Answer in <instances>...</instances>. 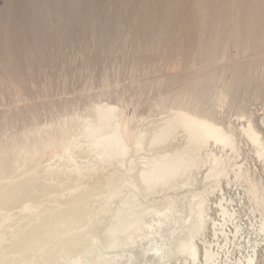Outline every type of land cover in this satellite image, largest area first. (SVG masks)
<instances>
[{
    "label": "rangeland",
    "instance_id": "obj_1",
    "mask_svg": "<svg viewBox=\"0 0 264 264\" xmlns=\"http://www.w3.org/2000/svg\"><path fill=\"white\" fill-rule=\"evenodd\" d=\"M208 1L0 0V138L9 133H18L32 125L43 126L50 121L60 122L71 114L86 116L93 106L104 104L116 106L121 112L122 119L134 116L131 122L134 127L152 131L178 107L185 108L189 105L190 93L195 83L200 80L207 81L200 89L196 86L197 101L205 108V115L233 134L236 139V152L222 149L216 144H211L201 151L203 156L212 151L225 160L227 175L220 177L219 187L214 186L212 180H203L207 167V164H204L194 171L191 185L165 192L178 195L180 205L181 201L190 198L189 191L205 196L208 214L205 227L193 237V241L199 247L201 258L205 246L210 245L214 252L219 253L217 260L210 264H246L249 256L253 258L250 264H264V209L251 201L247 183L235 177L237 166H240L248 173L249 178L256 182L257 189L264 198V155L258 156L255 146L242 131L247 120H251L264 145V37L263 41L255 46V43L248 39L260 38L256 32L250 31L252 35L246 34L242 21H225L228 15L240 14L249 18L259 14L264 16V0H218L216 2L218 7L211 5L212 9H216L212 15L210 10L208 14L203 12L205 4H209ZM247 6L252 8L247 10ZM151 14H158L161 18H158L157 22H152ZM220 93H224L225 97L218 101ZM181 134L178 132L175 138L166 143L167 145L154 148L146 146L147 150L131 153L128 157L130 160L143 161L144 155L157 154L166 148L167 151L172 147L181 148L184 143ZM78 148L75 149L79 150L78 153L82 156L77 157L81 160L76 159L82 161V165L77 163L80 169L76 168L72 159L61 161L58 165L65 166L69 163L71 169L79 171L82 169L81 172L86 169L85 165L89 169L90 163L84 162L86 160L89 162V155ZM114 167L115 165H109L103 170L102 175L111 174ZM28 169L23 168L22 173L21 170L18 171L23 178L21 174L17 175L19 178L15 177L17 172L12 174V179L15 178L13 179L15 187L12 186L13 188L10 187L11 190H8L10 192L13 190L11 192L13 194L9 195L8 190L9 193L0 194L4 196L3 199L0 196L1 203L4 202L2 205L0 203V210L11 212L22 208L23 204H28L30 199L32 200L30 203L44 200V196H48V191L49 194H58V198L63 197L62 202H66L67 209L64 210V207L66 208L64 203L63 206L54 203L56 206L45 205L42 209H23L11 218L0 216V264H18L16 262L18 260L19 264H26V261L27 264H88L89 260L84 259L87 257V250L93 247V242V245L96 244L92 234L102 237L101 228L106 223L111 225L112 222L109 221L117 211H113V207L117 209V204L119 205L117 195H121L118 189L112 187V184L109 186L113 189L106 187L105 179L109 176H100L93 169L88 170L86 176L91 175L89 179L86 176L85 178L86 182H93L95 186L92 185L83 191L78 189V192L70 189L66 191L57 184L60 181L58 176H67L68 180L74 178L69 172L61 174L56 170L46 171L47 167L44 166V172L36 171L29 175L26 173L29 172ZM91 170L98 175L91 174ZM85 171L83 173L87 172ZM92 175L99 181L96 182ZM21 178L24 181H21ZM16 180L20 184L17 185ZM27 180L31 181V188L28 187L30 185ZM23 182L27 185L21 186ZM99 182L103 184H98ZM33 183L37 186L35 184V187ZM96 187L102 189V192ZM22 190L27 196H23ZM79 191L84 192L85 194L82 193L84 196H81ZM92 191L99 196L93 194L95 200L89 198ZM110 191L117 198L113 199L114 195L111 194L110 200L107 195ZM88 193L89 197L86 196ZM99 193H104L103 195L107 197ZM163 194L164 191L155 193L146 191L145 194H139L141 202L139 209H145L147 206H153L157 210L163 209L161 202ZM74 197L79 201L74 200ZM84 197L87 198L86 201ZM105 198H108L109 203ZM103 200L106 207L102 204ZM219 200L235 212L232 217H226L225 222L221 221ZM16 205L17 207H14ZM179 208L183 212H178L175 217H185V208ZM79 211L82 212L78 215ZM70 215L75 216L74 219ZM55 216L59 219L57 220L60 225L59 222L55 223L57 220H53L56 219ZM66 216L73 220L68 218L70 220L67 222ZM145 218L150 220L151 216L147 215ZM209 218H215L217 222L222 223V226L217 225L221 230L217 229L215 233ZM49 219L50 225L46 222L50 221ZM45 222L47 228L43 224ZM52 222L59 225L56 226L58 229L63 224L62 229L57 230ZM72 222L74 224H71ZM170 222L171 220H165L161 225L165 248L170 247V242L175 245L185 234L181 230L172 233ZM183 222L189 221L184 219ZM89 225L96 228L92 230L93 227ZM50 226L53 234H50L52 233L49 230ZM45 232L47 236H44ZM71 236L75 243L70 240ZM147 240L143 239L126 246L124 250H113L115 251L112 253L115 254L113 257L118 259L115 260L116 263L161 264L163 259L159 257V253L150 250L151 243ZM61 241L62 243H59ZM155 241L159 246L162 238L156 235ZM183 257L173 253L167 260L169 264H192L189 257L185 259ZM195 264H201L200 259Z\"/></svg>",
    "mask_w": 264,
    "mask_h": 264
},
{
    "label": "bare ground",
    "instance_id": "obj_2",
    "mask_svg": "<svg viewBox=\"0 0 264 264\" xmlns=\"http://www.w3.org/2000/svg\"><path fill=\"white\" fill-rule=\"evenodd\" d=\"M217 1L218 0H209L208 1L209 4H205V6L203 7V12L207 13L210 10L211 15H212V12L215 11L216 9L215 10H214V8L212 9L211 5L215 7L217 5L216 4ZM216 7H218V6H216ZM250 7L251 6H247V10H249ZM150 18H151L152 22H157L158 21L157 19L161 18V16L158 14H155V15L151 14ZM225 21L226 22H229V21H235V22L239 21L240 22V21H242V23H244L243 31L246 34H249L252 31L256 32L260 38H252L251 37L248 39L249 41L255 43L254 44L255 46H257L258 43L260 44L264 39L263 38L264 37V28H263L264 27L263 26L264 25V16H261L260 14L253 16L252 18H249L248 16H245V15H240V14L239 15H228L227 17H225ZM212 24H213V22H212ZM222 27H223V25H222ZM256 28H258V29L256 30ZM251 35H252V33H251ZM255 48H258V47H255ZM228 70H230V68ZM212 76H213V74H212ZM235 76H236V74H235ZM205 82H207V81L200 80L194 84V86H193L194 89L191 90V93H190L191 102H188L189 105L187 107H185V108L178 107L174 112H172L166 118H164L162 120V123L159 124L157 127H155L152 131H148L147 129H140V128L138 129L137 127H134L131 124L132 120L134 119V116H132L129 119H126V118L122 119L123 117L121 116V112H120V110L117 109L116 106L110 105V104H104V105L93 106L92 109L90 110V113L89 114L86 113V116H82L79 114H71V115H68L65 120H62L60 122L50 121L48 124L43 125V126H41V125H34L33 126L32 125V126H29L27 128H24L23 130H21L18 133H9L8 135H5V137L0 138V194L6 193L8 191L10 192V190H11L10 187H12V186L15 187L14 182H13V179L15 180V178L12 179V174L15 172L19 173V174H17V173L15 174V177H17V175H20L22 173V170L25 167L29 168L28 169L29 172H26L29 175H31L32 173H34L36 171L44 172V166L47 167L46 171L56 170V171L60 172L61 174H67L69 172L70 174L74 175V178L68 180L67 176L66 177L58 176V178H60V181H58L57 184L60 186L61 189H66V191H67V189H70L73 191L74 190L77 191L79 189V190L83 191V190H88L89 187H91L92 185L95 186L93 184V182H90V181L86 182L87 178H85V176L88 175L89 169H93V171L95 170L101 176L102 172H104L103 170L106 169L109 165L110 166L115 165V167L111 170L112 171L111 174L109 173V175L108 174H106V175L103 174V175L109 176L107 179H105L106 182L104 184H106V187L110 188L111 186H109V185L112 184V187H116L118 189L119 193L121 194L120 196L117 195L119 197L118 198L119 205L117 204V206H118L117 209L113 207V209H114L113 211H115V210H117V211L115 212L114 215H113V213L110 215V217L113 215L111 217L112 218L111 221H109L110 223L112 222L111 225H108L106 223L107 225L105 224L101 228L102 237L97 236L95 234H92L93 235L92 238L93 237L95 238L96 244L93 245L94 244V242H93V244H92L93 247L90 250L85 249L86 247H88L85 245L86 247L84 249H85V251L87 250L88 254L87 255L85 254L87 257H85V256H83V257H85L84 258L85 260H89L88 264H118V263H116V261H118V259L116 260V258L113 257L115 255V254H112V253H115V251L113 252V250H115V249H123L124 250V247L136 244L143 239H148L147 241H149L151 243L150 250L159 253V257L161 259H163L161 264H169L167 258L173 253L183 255L184 259L186 257H189L191 259L192 264H195L199 259H200L201 264L213 263L215 260H217V256L219 255V253L214 252L213 249L211 248V246L208 245V246H205L204 252H203V257L201 258V255L199 252V247L193 241V237L195 236L194 234L195 233L198 234L205 227L204 225L206 222V217L208 215L207 214V208L205 207V196L201 195L200 193H196L194 191H189L190 192V198H188L186 201H181V205H180L179 200H178L179 199L178 195H171V194H168L165 192V191L170 190V189L178 190V189H182L183 187H188L189 185H191L192 184L191 178L194 174V171L197 170L198 168H200V165H204V164H207V167H206V171L204 173L203 180L204 181L205 180H212L215 183L214 186L219 187L220 177L227 175V164L222 157L216 156L215 153H213L212 151H208L205 154V156H203L201 154V151L210 147L211 144H214V145L216 144V145H220L222 149H229L232 152H236V149H237L236 139L234 138L233 134L230 131L224 129V127L217 124L212 118L205 115L204 114L205 108L203 107V105L200 102L197 101L196 91H195L196 86L198 87L197 89H200V87H202L205 84ZM224 97H225L224 93H220V95L218 96L217 99H218V101H221ZM242 131L245 134V136L248 138L250 143H252V145L255 146L258 156L262 157L264 155V145L262 143L260 133L258 132L257 129L254 128L251 120H249V119L247 120L246 126H244L242 128ZM178 132L182 133L181 136L183 137V140H184V143H183L181 148L172 147V149L170 151H167V148H166V149L159 151L157 154L144 155L142 157L143 161H137L136 159H132V160L129 159V157H128L129 154H130L129 156H131V153L141 152L144 149L147 150L146 146H148L150 148H154V147H162V145H164V144L167 145L166 143L170 142L171 139L175 138ZM76 147H79L80 149H82L83 153L86 152V154L89 155V158H88L89 162H87V160L86 161L83 160L87 164L90 163L88 165V167H90L89 169H87V166L85 165L86 163L84 164L85 165L84 167H86V169L85 168L84 169L87 172L85 170L84 171L87 174L83 173L84 171L81 172L82 169H81V171L76 170V169H71L68 162H67L68 164L65 166L64 165L63 166L58 165V163L61 161H68V160L72 161L73 160V162L77 166V167L76 166L75 167L80 169L79 168L80 165L78 166L77 163L81 164L82 161L79 162V160H76V159H80L82 156L78 153L79 150L75 149ZM77 157H80V158H77ZM85 157H87V156H85ZM130 158H133V157H130ZM64 164H66V162ZM72 164L73 163H71V166H73ZM20 167H21V169H20ZM81 167L83 168V166H81ZM121 167H122V169H121ZM19 170H21L20 171L21 173L18 172ZM93 171L91 170V174L95 175L96 173L94 174ZM79 173H81L80 175L82 177H80ZM28 174H26V175H28ZM97 175L98 174H96V176ZM235 175H236L235 177L237 179H241L247 183V191H248L249 195L251 196V201H253V203L261 206L264 209V198L259 193V191L257 189L256 182L253 181L252 179H250L248 173L245 170H242L240 168V166H237V171L235 172ZM20 176L22 177V174ZM89 176H91V175H89ZM89 176H86V177H88V179H89ZM96 176H93V177L96 179ZM17 178H19V177H17ZM22 178H21V181L23 180ZM24 179H26V177H24ZM95 179H93V180L95 181ZM17 180H19V179H17ZM93 180H91V181H93ZM27 181H29V180H27ZM97 181H99V179H96V182ZM100 181L102 182V180H100ZM26 182H23L21 184V186L23 184L27 185ZM101 182H99L98 184H100ZM18 183L19 182L17 181V185H18ZM30 183H31V181L28 182V185H30ZM35 184H34V186H35ZM101 184H103V183H101ZM31 185L28 187L31 188L32 187ZM96 185H97V183H96ZM36 186H37V184H36ZM18 187L16 189H18ZM97 187L100 188V186H97ZM104 187H105V185H104ZM21 188L22 187H20V189ZM101 188H103V187H101ZM8 189H10V190H8ZM91 189L92 188H90V190ZM110 189H113V188H110ZM219 189L222 190L221 188H219ZM38 190H40V189H38ZM98 190H99V192H102V189L101 190L98 189ZM23 191L24 190H22V192ZM31 191H33V189ZM95 191L94 192L92 191L93 192L92 194H90V193L86 194V196L90 194V197L89 196H87V197L94 199L93 194H96ZM103 191H104V189H103ZM111 191L113 192L114 190H111ZM111 191H110V194L107 193L109 199L111 197V194L114 195L113 199H114V197L117 198L115 196V194L111 193ZM146 191H149L150 193H155L157 191H159V192L164 191V194H163V197L161 200V202L163 204V209L157 210L153 206H151V207L147 206V207H144L145 209H139V207L141 206V202L139 200V194H143V193L145 194ZM11 192L9 195L13 194V193L11 194ZM48 192H47L48 196H44L45 199L42 198L44 200H41V201L38 200L39 202L37 201L36 203H34V201H33V203H30V200H31L30 199L28 204H23L24 206L22 208H19V209L17 208L19 211L18 210H12V211H15L16 213H11L12 211L10 212V210H9V212H7L4 209H1L0 210V216L3 215V216L11 218L13 216L15 217L16 215H18L23 209H28V208H30V209H42L45 205H53L54 203H56V205H59V206L62 205V203H64L63 205L66 206L65 205L66 202H62L63 197L58 198V194H56V193H50L49 194ZM52 192H54V191H52ZM79 192L81 193V196H84V195H82V193H84V192H81V191H79ZM114 192L116 193V191H114ZM16 193H17V191H16ZM80 193H78V194H80ZM7 194H6V196L9 197V195H7ZM23 194H24L23 196L26 195L24 192H23ZM32 194H34V193H32ZM44 194L46 195V193H44ZM99 194L102 195L103 197H107L106 195L105 196L103 195L104 193L103 194L99 193ZM91 195H92V197H91ZM16 196H17V194H16ZM30 196H32V195H30ZM36 196H34V197L36 198ZM69 196H71V195H69ZM96 196H98V195L96 194ZM96 196H94V197L96 198ZM102 196H100V197H102ZM1 197H0V200H1ZM37 197L40 198L39 196H37ZM41 197H43V196H41ZM3 198H4V196L2 197V199ZM21 198H22V196H21ZM72 198L73 197H71V199ZM75 199L77 200V197L76 198L74 197V200ZM84 199H85V197H84ZM105 199L108 200V198H105ZM111 199H112V197H111ZM5 200H6V198H5ZM15 200H16V198H15ZM18 200H22V199H18ZM68 200H70V199L68 198ZM81 200H83V199H81ZM86 200H87V198L85 199V201ZM77 201H79V199ZM83 201H82V204H83ZM91 201H93V200H91ZM96 201H98V200H96ZM103 201H101V202H103L102 203L103 206L106 207L105 206V200H103ZM31 202H32V200H31ZM74 202H76V201H74ZM106 202L109 203V200ZM112 202H113V200L111 201V203ZM0 203H1V201H0ZM70 203H72V202L70 201ZM86 203L87 202H85V204ZM2 204H4V202H2L1 205ZM75 204H78V203H75ZM20 205H21V203H20ZM56 205L54 204V206H56ZM100 205H101V203H100ZM11 206H10V209H12ZM85 206L86 205H84V209H85ZM110 206L111 205H109V207ZM2 207H4V206H2ZM14 207H17V205ZM49 207H52V206H49ZM102 207H101V209H102ZM179 207L185 208V211H186L185 217H182V218H176L175 217L178 212H180V211H181V213L183 212V210H181ZM218 207H219V210H220V213L222 216L221 221H223V222L226 221V217L230 218L235 213V212L231 211L226 205H224L222 203V200H219ZM4 208H6V207H4ZM56 208L54 207V209H56ZM98 208L100 209V207H98ZM6 209L8 210V208H6ZM65 209H67V206H66V208L64 207V210ZM106 209L109 210L108 207ZM62 210H63V208H62ZM103 210L104 209H102V211ZM108 210H106L107 213H108ZM54 211H56V210H54ZM74 211H75V209H74ZM59 212L57 215H59ZM81 212L79 211L78 215ZM62 213H60V214H62ZM74 214H76V212ZM82 215H83V213H82ZM147 215L151 216L150 220L145 218ZM70 216H72V215H70ZM45 217H44V219H45ZM52 217H50V219ZM74 217H73V219H74ZM76 217H78V216H76ZM48 218H49V216H48ZM55 218H56V216H55ZM68 218H70V217H67V219H65V220H68ZM57 219L58 218L53 219V220H57ZM60 219H62V218H60ZM70 219H71V221L73 220L72 218H70ZM184 219H185V221H189V222L188 223L183 222ZM51 220L50 221L47 220L46 222H48L50 225ZM58 220L55 221V223L56 222L58 223L59 222ZM69 220L67 222H69ZM75 220H74V222H75ZM165 220H168V221L171 220L172 223L171 222L170 223L172 224V233L175 232L176 230H178V231L181 230L185 233L184 238H181L175 245L173 244V242H170L169 243L170 247H166V248L164 246L165 245L164 237H163V234L161 233L162 232L161 225L165 223ZM209 220L213 224V229H214L215 233H216L215 230H217V229L221 230V228H217V225L222 226L223 225L222 223L217 222V220L215 218H209ZM46 222L43 223L46 225L45 228H47ZM55 223H53L52 225L55 226V228H57V230L60 231V229H62L63 224L60 226L61 228L58 229V227H56V226H59L61 223L59 222V225H55ZM76 223H78V222H76ZM67 224H69V223H67ZM71 224H74V223L72 222ZM71 224H69V225H71ZM92 225L94 226L93 222H92ZM51 226L49 227L50 231L52 230V229H50ZM105 226H107V227H105ZM41 227L44 228V226H41ZM63 228L65 229L64 226H63ZM69 228H71V227H69ZM91 228H90V230H91ZM95 228L93 227L92 230H94ZM186 229L188 230V232H186ZM49 230H46V231H49ZM44 231H45V229H44ZM50 231H49V233H50ZM69 231H71V229ZM62 232H63V230H62ZM72 232H73V230H72ZM67 233H69V232H67ZM67 233H66V235H67ZM41 234H42V232H41ZM45 234H44V236H47L46 232H45ZM50 234H53V232ZM71 234H68V235H71ZM149 235H151V236H149ZM156 235H158L159 237L162 238V242L159 246L157 245V242L155 241ZM60 236L63 237L61 234H60ZM186 237H189L191 239L188 240L189 238L186 239ZM71 238H72V236L70 237V240H72V242H73V239H71ZM99 238H100V240H103L104 243H102L103 241L99 243V241H100ZM79 239H80V237H79ZM79 239H77V240L79 241ZM138 239H140V240H138ZM61 240H63V239H61ZM68 240L66 239V241H68ZM89 240H91V239H89ZM75 242L76 241H74L73 243H75ZM59 243H62V241ZM59 243H58V245H59ZM91 243H92V241H91ZM47 245H50V244H47ZM72 245L73 244H71V246ZM77 245H79V244H77ZM104 245H106V246H104ZM74 246H76V244H74ZM173 246H175V247H173ZM61 248H62V246H61ZM64 248H66V247H64ZM123 250H121V251L123 252ZM62 252H64V251H60V253H62ZM83 252L84 251H82V253ZM60 253H59V255H60ZM56 254H57V252H56ZM64 254H66V253H64ZM64 254H62V255L64 256ZM82 255H80V256H82ZM34 256H36V255H34ZM72 256H73V254H72ZM116 256H117V254H116ZM78 257H76V258H78ZM81 259H82V257H81ZM77 260H80V259H77ZM252 260H253L252 256H249L246 264H250L252 262ZM16 262L19 264V260ZM75 263H77L76 259H75ZM26 264H27V261H26ZM85 264H87V263H85Z\"/></svg>",
    "mask_w": 264,
    "mask_h": 264
}]
</instances>
